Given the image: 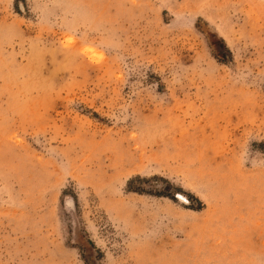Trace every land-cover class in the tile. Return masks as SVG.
Returning a JSON list of instances; mask_svg holds the SVG:
<instances>
[{"label": "rangeland", "instance_id": "obj_1", "mask_svg": "<svg viewBox=\"0 0 264 264\" xmlns=\"http://www.w3.org/2000/svg\"><path fill=\"white\" fill-rule=\"evenodd\" d=\"M0 264H264V0H0Z\"/></svg>", "mask_w": 264, "mask_h": 264}]
</instances>
